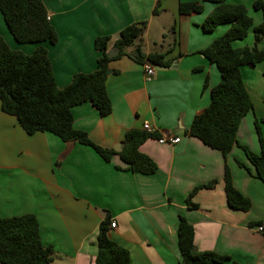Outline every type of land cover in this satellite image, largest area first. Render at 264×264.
Segmentation results:
<instances>
[{
	"label": "crops",
	"instance_id": "obj_1",
	"mask_svg": "<svg viewBox=\"0 0 264 264\" xmlns=\"http://www.w3.org/2000/svg\"><path fill=\"white\" fill-rule=\"evenodd\" d=\"M43 1L59 40L42 45L49 51L61 89L76 74L98 69L96 38L108 37V51H116L124 28L146 23L136 46L147 55L163 54L168 66H155L156 75L147 81L144 64L128 56L115 59L106 82L112 113L102 117L87 102L74 107L72 114L74 127L105 149H123L128 131L151 125L158 137L148 139L140 151L157 164L158 171L132 173L119 156L106 162L91 147L65 143L50 133L28 135L0 103V215H35L43 244L54 251L52 264H96L97 234L108 214L116 224L110 237L129 251L130 264H181L180 216L195 229L197 251L227 255L239 264H264V231H258L264 226L263 182L239 166L238 162H249L238 146L224 157L188 134L221 81L217 66L202 54L230 28L225 24L214 32L204 31L202 25L215 5L205 3L202 13L181 16V3L202 0H162L158 8V0ZM256 1L230 0L246 6L253 21L250 39L235 42V48L254 45L253 28L264 21L263 13L253 8ZM0 35L11 49L28 55L40 45L17 43L1 11ZM258 48L264 50V38ZM241 72L254 108L240 125L238 141L259 154L255 123L260 122L264 138V61L243 66ZM169 137L181 141L159 142ZM226 165L237 190L252 202L248 212L228 204ZM212 181L217 182L215 188L200 190L191 200L198 207L191 208L186 202L190 193Z\"/></svg>",
	"mask_w": 264,
	"mask_h": 264
},
{
	"label": "trees",
	"instance_id": "obj_2",
	"mask_svg": "<svg viewBox=\"0 0 264 264\" xmlns=\"http://www.w3.org/2000/svg\"><path fill=\"white\" fill-rule=\"evenodd\" d=\"M162 0H158V6ZM215 5L214 10L203 23L207 33L219 26L229 24L230 28L222 36L202 51L214 63L221 81L213 89L209 107L198 114L188 134L198 138L211 149L220 151L224 157L235 147L241 148L249 165L238 162L264 184V138L260 122L255 123L261 152L255 154L238 141V131L243 119L253 111V102L243 80L241 68L255 66L264 61V50L258 43L264 38V21L253 28L254 45L235 48L234 43L245 40L253 27L252 18L244 5L230 3V0H202L201 2L181 3L179 14L189 16L202 13L204 4ZM253 8L264 15V0H257ZM0 11L13 38L19 44H40L31 54L13 50L0 35V103L5 114L15 117L28 135L50 133L65 143H79L91 147L106 162L119 156L126 170L132 173L153 175L158 171L157 164L141 153L140 147L158 134L145 130L132 129L125 135L123 149L117 153L94 143L89 135L74 127L72 109L90 102L102 117L112 113L113 104L107 93L109 64L115 59L128 56L139 64L151 63L167 67L163 54H145L142 47L136 46L146 28V23L133 24L121 31L114 45L118 55L110 58L108 37H98L95 48L99 51L98 69L89 74H76L72 82L61 89L55 79L49 59V51L43 43L57 44L59 35L48 19V10L43 0H0ZM157 9L155 10V14ZM133 48L131 52L129 49ZM225 192L230 208L248 212L252 202L243 196L234 185L228 165L225 167ZM217 182L196 187L186 199L191 208L192 198L204 189H214ZM111 216L107 215L99 226L97 234L98 255L96 264H130L127 249L110 237ZM260 224V223H258ZM178 246L182 257L181 264H224L232 257L215 252H199L195 248V229L182 216L177 229ZM54 251L43 244L39 222L35 215L26 214L4 218L0 215V264H52ZM232 264H239L232 261Z\"/></svg>",
	"mask_w": 264,
	"mask_h": 264
},
{
	"label": "built area",
	"instance_id": "obj_3",
	"mask_svg": "<svg viewBox=\"0 0 264 264\" xmlns=\"http://www.w3.org/2000/svg\"><path fill=\"white\" fill-rule=\"evenodd\" d=\"M48 19L50 20L49 16H48ZM144 72H145L146 80L147 81H151L154 78V76L156 75V67L153 64H151V63H145L144 64ZM144 130L147 131L150 134H155V130L149 124H145L144 125ZM180 141H181L180 138L169 137V138H166V139H160L159 142L161 144L174 145V144L179 143ZM110 227L111 228H115L116 224L111 222ZM258 231H260V232L264 231V226L259 227Z\"/></svg>",
	"mask_w": 264,
	"mask_h": 264
},
{
	"label": "water",
	"instance_id": "obj_4",
	"mask_svg": "<svg viewBox=\"0 0 264 264\" xmlns=\"http://www.w3.org/2000/svg\"><path fill=\"white\" fill-rule=\"evenodd\" d=\"M117 54H118L117 51H110V52H109V57L112 58V57H114V56L117 55ZM110 73H111V71L108 72V74H110ZM114 150H115L117 153H119V152L122 151V148H121V147H120L119 149L115 148Z\"/></svg>",
	"mask_w": 264,
	"mask_h": 264
},
{
	"label": "rangeland",
	"instance_id": "obj_5",
	"mask_svg": "<svg viewBox=\"0 0 264 264\" xmlns=\"http://www.w3.org/2000/svg\"><path fill=\"white\" fill-rule=\"evenodd\" d=\"M153 34H154V33H153ZM247 39H250V38H247ZM246 42H247V40H246V41H244V42H241V43H244V44H245Z\"/></svg>",
	"mask_w": 264,
	"mask_h": 264
}]
</instances>
